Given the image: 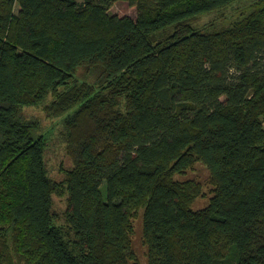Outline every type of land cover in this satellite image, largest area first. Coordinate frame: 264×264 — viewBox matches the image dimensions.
I'll return each mask as SVG.
<instances>
[{
  "label": "trees",
  "instance_id": "trees-1",
  "mask_svg": "<svg viewBox=\"0 0 264 264\" xmlns=\"http://www.w3.org/2000/svg\"><path fill=\"white\" fill-rule=\"evenodd\" d=\"M141 213L148 264H264V0H0V264H139Z\"/></svg>",
  "mask_w": 264,
  "mask_h": 264
},
{
  "label": "rangeland",
  "instance_id": "rangeland-1",
  "mask_svg": "<svg viewBox=\"0 0 264 264\" xmlns=\"http://www.w3.org/2000/svg\"><path fill=\"white\" fill-rule=\"evenodd\" d=\"M229 9H232V8H229ZM110 13L120 14V15H129L133 18L137 16L136 8L125 1L116 2L111 7ZM215 17H216L215 14L206 15L200 20L199 24L203 25L209 22L210 20L214 19ZM30 111H31L30 112L31 114H35L36 116L41 117L44 122V125L48 127V125L50 124V121L45 118L44 113L41 110L31 109ZM53 136L57 137L58 131L52 134L51 137ZM47 162L49 165V170H50L51 175L55 177L56 179L63 178V170H62L63 168H69L72 166V161L70 157L67 155L64 145L62 144L60 138H53L51 140L49 149L47 151ZM198 174H199L198 177L204 181L206 192H208L207 191L208 189L206 186V182H207L206 179L208 175L207 170H205L203 166H199ZM195 175H196L195 173L193 174L189 173L186 177L194 178ZM210 196L211 195L208 192L206 196L198 198L194 202L192 207L194 209H200V208L205 207L209 203ZM54 205H55L57 214L62 220L63 215H64V210L67 207L66 196L56 195ZM134 223H135V233L133 235V246L137 254L139 264H148V258H147L148 248L143 239L142 213L137 219H135Z\"/></svg>",
  "mask_w": 264,
  "mask_h": 264
}]
</instances>
